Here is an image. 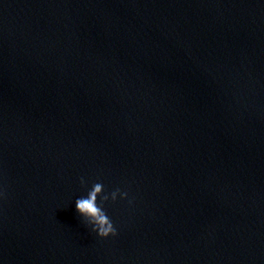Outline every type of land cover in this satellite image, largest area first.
Segmentation results:
<instances>
[{
	"label": "water",
	"instance_id": "water-1",
	"mask_svg": "<svg viewBox=\"0 0 264 264\" xmlns=\"http://www.w3.org/2000/svg\"><path fill=\"white\" fill-rule=\"evenodd\" d=\"M0 264H264V0H0Z\"/></svg>",
	"mask_w": 264,
	"mask_h": 264
},
{
	"label": "clouds",
	"instance_id": "clouds-1",
	"mask_svg": "<svg viewBox=\"0 0 264 264\" xmlns=\"http://www.w3.org/2000/svg\"><path fill=\"white\" fill-rule=\"evenodd\" d=\"M81 182L85 183L83 179ZM128 195V192L117 189L110 194V197L106 196L104 185L96 183L85 196L76 199L75 207L93 232L100 237L107 238L117 235L118 232L114 222L107 214L106 208L101 205V199L103 198L105 202L109 199L116 201L118 198L127 199Z\"/></svg>",
	"mask_w": 264,
	"mask_h": 264
}]
</instances>
